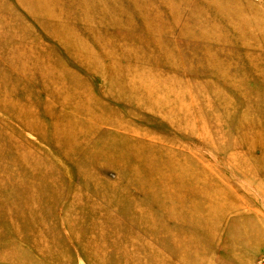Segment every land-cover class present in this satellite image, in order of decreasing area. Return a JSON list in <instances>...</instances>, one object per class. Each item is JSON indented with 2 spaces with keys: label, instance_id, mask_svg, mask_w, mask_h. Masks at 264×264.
I'll return each mask as SVG.
<instances>
[{
  "label": "rangeland",
  "instance_id": "obj_1",
  "mask_svg": "<svg viewBox=\"0 0 264 264\" xmlns=\"http://www.w3.org/2000/svg\"><path fill=\"white\" fill-rule=\"evenodd\" d=\"M263 255L264 0H0V264Z\"/></svg>",
  "mask_w": 264,
  "mask_h": 264
},
{
  "label": "built area",
  "instance_id": "obj_2",
  "mask_svg": "<svg viewBox=\"0 0 264 264\" xmlns=\"http://www.w3.org/2000/svg\"><path fill=\"white\" fill-rule=\"evenodd\" d=\"M256 264H264V255L259 258Z\"/></svg>",
  "mask_w": 264,
  "mask_h": 264
},
{
  "label": "bare ground",
  "instance_id": "obj_3",
  "mask_svg": "<svg viewBox=\"0 0 264 264\" xmlns=\"http://www.w3.org/2000/svg\"><path fill=\"white\" fill-rule=\"evenodd\" d=\"M68 144H69V142H68ZM70 145V144H69ZM68 148H71L70 146H68Z\"/></svg>",
  "mask_w": 264,
  "mask_h": 264
}]
</instances>
